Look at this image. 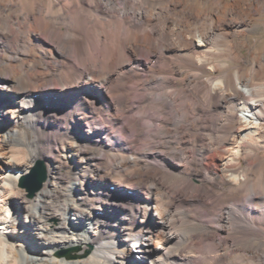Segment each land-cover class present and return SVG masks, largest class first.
Returning a JSON list of instances; mask_svg holds the SVG:
<instances>
[{
    "label": "bare ground",
    "instance_id": "6f19581e",
    "mask_svg": "<svg viewBox=\"0 0 264 264\" xmlns=\"http://www.w3.org/2000/svg\"><path fill=\"white\" fill-rule=\"evenodd\" d=\"M262 19L264 0H0V264H264V50L242 68L239 41Z\"/></svg>",
    "mask_w": 264,
    "mask_h": 264
},
{
    "label": "rangeland",
    "instance_id": "374dc122",
    "mask_svg": "<svg viewBox=\"0 0 264 264\" xmlns=\"http://www.w3.org/2000/svg\"><path fill=\"white\" fill-rule=\"evenodd\" d=\"M239 41H243L245 43H248V45L243 48V56L245 58V61H243L241 63L242 68H247V60L249 59L251 53H254V52L258 53V52H261V51L264 50V19H262V21L259 22L258 26L253 30L252 33H250L246 37L240 38ZM232 65L234 66L235 64H232ZM231 71H233V68H232ZM185 76H187V75H185ZM4 104H5V102H4ZM156 125H160V124L157 122ZM104 126H106V127L108 126L109 128H112V126L110 124H108V123L104 124ZM140 144H142V143L140 142L139 145ZM37 164H35L33 166V168L30 170V172H28L24 177L30 175L32 173V171L35 169V167L37 166ZM22 179L20 180L21 186L27 190V194H30V191H29L28 187L22 185ZM13 227L14 228L15 227L18 228V224L15 223L13 225ZM220 237H222L221 239L224 238L223 240L226 241V247H225V252L226 253H231V250L234 248L232 246V241H233L234 238H237V240L238 239L240 240L242 238V236L238 235L233 229H231L228 234H225L224 236H220ZM242 248H244V245H243ZM74 254H75V250L72 249V248L64 249V251L62 253V255L65 256V257H71ZM135 256H136L137 260H139V261L143 260V255H141L139 253H136Z\"/></svg>",
    "mask_w": 264,
    "mask_h": 264
},
{
    "label": "water",
    "instance_id": "95a60500",
    "mask_svg": "<svg viewBox=\"0 0 264 264\" xmlns=\"http://www.w3.org/2000/svg\"><path fill=\"white\" fill-rule=\"evenodd\" d=\"M46 179L45 167L38 163L32 173L22 179V185L28 187L31 195L41 189Z\"/></svg>",
    "mask_w": 264,
    "mask_h": 264
}]
</instances>
